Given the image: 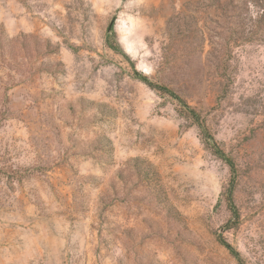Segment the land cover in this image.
Masks as SVG:
<instances>
[{
    "label": "rangeland",
    "instance_id": "1",
    "mask_svg": "<svg viewBox=\"0 0 264 264\" xmlns=\"http://www.w3.org/2000/svg\"><path fill=\"white\" fill-rule=\"evenodd\" d=\"M214 6L0 0V34H26L29 51L34 38L58 48L23 53L31 79L11 68L22 53L0 57V264H242L220 235L243 264H264V41L232 48L224 93L199 32L213 25ZM143 76L204 116L235 161V224L223 193L229 166L179 101ZM133 158L153 164L160 184H138L137 173L123 184Z\"/></svg>",
    "mask_w": 264,
    "mask_h": 264
},
{
    "label": "trees",
    "instance_id": "2",
    "mask_svg": "<svg viewBox=\"0 0 264 264\" xmlns=\"http://www.w3.org/2000/svg\"><path fill=\"white\" fill-rule=\"evenodd\" d=\"M214 8L217 11L215 15L216 17L211 19L214 26L205 25L204 27H199L200 40L202 47H204V45L209 46L208 52L217 62L216 68L219 70V75L225 79L222 91L226 93L228 92L231 84H233V77L230 74V60L233 58L232 48L234 46L240 45L241 42L251 40L264 41V0H215ZM175 19L176 17L173 18V20ZM205 28L207 30H204ZM183 35V44L182 42L181 44L177 43L180 51H184V45H189L186 41L188 36L185 34ZM22 40L24 41L20 43L21 47H17L16 42ZM27 40L28 36L26 34L19 35L15 38L5 36V34H0V57L3 63H5V61H7L5 58L6 51L11 53V61L18 53H22V61H15L16 65H11V68L26 76L28 79H31V77H33L35 74L36 67L34 66V62L31 63L29 61L27 56H23V53L26 55L28 52L30 54H32V52H36L38 56H43V48H47L46 54H55L58 51V48H55L50 40L43 41L38 38H34L35 41L33 43V49L29 51L28 45L30 42L28 43L29 40ZM110 46L115 51L118 50V47L115 44H110ZM171 47L172 45H170V49ZM24 49L25 52H23ZM29 57L32 58V55ZM39 65V67H43L48 71V68L45 67L47 64L42 60H40ZM141 79L149 86L169 93L173 98L178 100L186 115L190 117L201 130V134L203 135V139L206 144L229 166L231 178L223 193L227 206L232 213V217L235 219L233 222L235 224L240 217L239 210L234 201V192L236 190L238 174L235 161L219 146L217 140L210 133L206 118L202 116L196 109L192 108L180 95L167 86L153 84V82L149 81L147 76H143ZM263 100L264 98L261 100V105L264 103ZM0 103L2 102L0 101ZM104 145L108 146L107 144H103V146ZM109 146L111 149V142H109ZM29 169L34 168L31 167L25 170ZM2 170L3 169H0V176L3 174ZM10 173L13 176H16L15 174H17L16 171L12 170V168H10ZM136 173L138 174L136 176L138 177V184H144L153 187L156 184H160L159 174L154 170L153 164L140 158H133L129 161V163L127 162L126 167L120 170L118 177L123 184L128 185L133 183L134 180L132 177L135 176ZM124 174H127L126 178L123 177ZM108 182L106 184L107 187L103 189L100 197L101 202L105 205H107V200L111 201L112 195L110 194V188L115 190V184L111 181L108 185ZM231 225L232 224H229L228 227H232ZM125 228L127 229L128 226H125ZM219 241L221 244L226 246L231 251V253L243 264L238 250H236L223 235L219 236Z\"/></svg>",
    "mask_w": 264,
    "mask_h": 264
}]
</instances>
